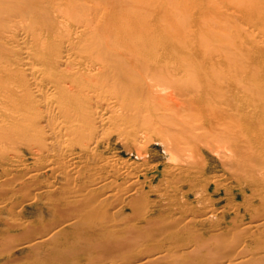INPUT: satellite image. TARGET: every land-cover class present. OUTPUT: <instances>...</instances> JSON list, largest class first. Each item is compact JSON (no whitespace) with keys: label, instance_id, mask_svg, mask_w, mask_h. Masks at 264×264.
<instances>
[{"label":"bare ground","instance_id":"bare-ground-1","mask_svg":"<svg viewBox=\"0 0 264 264\" xmlns=\"http://www.w3.org/2000/svg\"><path fill=\"white\" fill-rule=\"evenodd\" d=\"M182 11H250L248 15L253 19L256 16L253 11H264V0H0V148H9L7 151H14L12 154L19 159L14 160L15 156L11 158L12 154L4 150L0 155V166L6 171L0 177V224L6 223V217L1 216L4 212L26 207L57 187L50 180L48 185L37 187L40 173H65L64 184V179L72 183L79 178L90 180L95 176L93 173L98 176L94 177L97 182H87L91 184L85 185L88 189L83 187V182L78 186L84 190L74 183L68 190L71 196L57 202L53 199L52 206L69 214V222L54 228L28 229L26 222L15 219L11 226L17 231L6 241L0 239V257L5 258L17 244L36 251L62 236L67 226L92 221L95 213L103 209L101 201L116 196L117 192L113 193L115 196L108 192L112 186L107 191L105 187L115 184L113 177L120 173L130 176L132 184L140 183L133 194H142L139 190L143 181L134 173L161 172L156 167L150 168L146 161L103 158L101 145L110 142L114 134L131 151L138 150L140 138L147 142L160 141L169 158L178 161L169 167V173L165 174L168 178H164L165 183L170 180L174 185L171 188L175 196H172L181 201L188 192L182 193L184 188L176 186L175 179L200 184L198 175L182 165L188 162L185 152L197 138L208 144L220 142L225 149L235 151L241 172L264 171V89L249 91L250 82L243 80V84H237L243 90L241 94L232 92L223 71L225 67L215 61L201 60L200 50L187 38L191 26L184 24ZM184 119L192 121L190 127L183 126ZM200 131L205 132L197 133ZM27 151L35 160L33 168L24 160L23 153ZM142 156L143 152L138 153V157ZM13 166L15 169H11ZM23 169L25 172L20 173ZM103 173H114L112 184ZM35 185L37 193L32 189ZM119 186L118 193L119 188L123 190ZM85 190L92 197V193L103 192L104 199L93 201L96 198L91 200ZM164 193L166 196L167 190ZM135 200L129 199L137 208L135 218L149 217L144 211L148 200ZM22 202L27 205L23 206ZM186 206L180 216L173 215L178 216V221L171 219L178 228L169 221L171 226L162 223L167 228L161 232L174 244L184 237L194 238L195 244L197 241L196 246H183L186 249L182 253L180 248L170 253L159 251L163 245H157L159 250L155 253L139 250L142 243L153 241L156 230L147 225L137 227L116 222L101 224L103 240L92 246L109 251L102 264H116L119 250L125 255L140 253L143 261L139 262L144 264H264L252 259L253 254L264 258V204L263 210L256 208L253 212H258L251 213V221L240 223L241 235L254 238L256 252L243 247L240 238L227 244L212 242L211 237L202 239L203 235L200 237L195 228L193 231L189 227L193 226L196 214L213 213V207ZM106 213L102 215L109 219ZM162 224L156 229L160 225L161 230L165 229ZM20 234H24V241L17 237ZM227 247L235 252L232 259L222 261L215 256ZM239 247L243 248L236 252ZM202 251L211 253L207 256ZM243 251L247 255L243 256ZM57 252V247L48 249L44 264H50ZM188 255L201 257L186 261ZM132 257L131 262L135 261Z\"/></svg>","mask_w":264,"mask_h":264},{"label":"rangeland","instance_id":"rangeland-1","mask_svg":"<svg viewBox=\"0 0 264 264\" xmlns=\"http://www.w3.org/2000/svg\"><path fill=\"white\" fill-rule=\"evenodd\" d=\"M249 12L250 11H182L184 16V24H189V26H191V28L187 30L188 33L186 34V36H188L187 38L193 40L194 45H196L197 48L200 50L203 56L202 57L203 59L201 60H208V61L211 60V62L215 61L219 63L221 67H225L226 70L223 71L226 73L231 83L230 85L231 91L239 92L240 94H241L240 90L242 89L239 90L237 84L239 85L243 84L242 82L243 80L246 81L247 84L250 82L247 87L249 91H254V90L257 91L258 89L261 91L262 89H264V32H263L264 11H253L256 14V16L253 19L249 17L248 15ZM261 27L263 29H260ZM260 48L263 49L260 50ZM191 123H192L191 120L184 119L183 126L190 127ZM198 124L199 123H195V125ZM203 132L205 131H200L197 133H203ZM3 150L8 152L9 148ZM3 150L0 148V155H2ZM100 151L102 153L103 158H108V159L116 158L120 162L134 161L135 159L139 163H143V161H146L150 165V168L156 167L161 173H155V172H149L145 174L134 173L136 175L137 174L140 175L141 177L140 182L143 181L140 187L142 190L141 189L139 190V192L142 191L139 193V194L142 193L141 195H138L136 193L133 194V191H135L134 190L135 186L136 188H139L140 183H137L139 186L137 184H132L131 181L132 178L130 176L124 175V173H120L119 175H117V177H113L114 173H103L104 175H108L107 181L109 183L112 184L115 181L114 182L115 184L112 185L109 184V186H106L105 191L113 187V189L108 190V192L109 193L112 192V194L114 192H115L114 194H116L117 192L116 196L114 194L113 195L115 197L111 198L109 196V198L111 199L108 200L109 199L108 198L106 203L105 201L103 202L101 201L104 199L103 192L100 191L102 193V197L100 196L101 193L100 194L92 193L94 196L92 197L91 194L88 193V191L86 190L85 191L88 193V196L90 195L91 200L92 198L93 199L96 198L93 201L95 200L99 202L101 201L102 203L101 205L103 206L100 207L103 208L104 211L105 210L107 211L103 212V209L102 211L99 210L97 212L99 214L95 213L92 221L90 222H85V223L77 222V224L75 223L74 225L67 226L65 229V233L62 236H59L58 238L54 239L47 246H43V248H40L41 250L38 249L34 251L31 250V248L20 247L21 244H17L14 250L10 251L7 255L5 254L4 256L5 258H3V256H1L2 258L0 257L1 258L0 264H44V262L48 260L46 259V255L48 254L47 250L56 247L58 249L57 256L55 257V259L53 258L51 260L50 264H91L94 261L96 262L99 261L98 264H102L104 256L107 255L109 251L107 249H104L103 247L94 248L92 246L93 244L103 240L102 231L100 229L101 224L104 223L107 225H112L116 222L119 223V225L127 223L131 225L133 224L132 226H137V227H143L147 225V227L149 226L150 229L151 228L152 230L155 229L158 233H161L163 231H166V228L170 227L172 223H174L173 224L174 228H178V225L175 226L176 224L175 219L178 218V216L176 218L174 216L176 215L180 216V213H182V211L185 210V206L187 204H189V206L191 205V207L200 206L201 208L204 209L206 206H210V205H212L213 207V213H211V211L209 212L205 211V213L207 212V215L203 213L204 215L199 214L198 215L199 217L196 214L195 216L196 220L194 222L192 221L193 226L189 227L192 228L191 230L195 228V230L198 231L196 232V234L198 235L200 234V237L201 235H203L202 239L203 238L207 239V237L208 238L211 237L212 242L214 240L220 243L227 244L230 241L232 242V239L234 242L236 239L238 240L240 238L242 240L243 247L247 246V248H250V252L255 251L254 238L251 236L250 237L242 236L240 231H242L241 229L243 223L249 222V220L251 221L253 218L251 217V215L258 212V210L257 212H253L256 208L257 209L261 208L263 210L262 205L264 204V201L262 202L261 198L262 200H264L263 199L264 171L261 170V172H257V173L241 172L236 164V158L238 157V154L235 151L232 152L230 150L225 149L223 144H221L220 142L208 144L207 142H205V140L201 138H197L195 143L189 148V150L185 152L187 155L186 157H189L187 158L188 162L183 163L182 165H185L191 171H193V173H196L198 175L197 180L198 182H200V184L199 183L194 184L191 181H181L175 179L177 183L176 186H181L182 188H184V191L182 193L188 192L187 198L183 199L184 201L183 200L181 201L179 197L178 198L173 197L175 196L174 195L175 191L173 188H171V186L174 185L171 184L170 180H168V183L170 185L168 183H165L167 182L165 178H168V176L165 177V174L169 173V172L167 173L169 167L173 165H177L178 161H173L171 157L169 158L167 151L163 148V145L157 139L156 140L152 139L150 140V142H147L145 139L140 138L138 141V150L131 151L126 146V143L120 140L118 136L114 134L111 137L110 142H106L105 144L101 145ZM10 152L11 153L9 152L8 153L12 154V152L14 151L10 150ZM28 152L29 151L23 153L24 160L27 161L28 164L30 165L29 166L27 164L29 168L31 167L33 168L35 166L33 163L35 162V160ZM140 152H143L142 157H138V153ZM14 154L15 153L10 155V157L13 158L15 156L14 160H19L17 159L16 154L15 155ZM12 168L15 169L14 166L11 167V169ZM5 172H6L5 168L3 170V167L0 166V177H2L5 174ZM23 172H25L24 169L23 171L21 170L20 173ZM52 173L53 172L40 173V176L37 180L39 183L37 184L38 186L35 185L34 187H32V189L34 188L33 189L34 193H37L38 188H36V186L40 188L41 186L48 185L49 180L51 181L50 184L55 181L53 185L57 187H55L56 189L53 188L52 191L49 192L50 195L48 193L47 194L45 193L46 194V195L44 194L45 197L44 195L41 196V199L38 197L39 200L38 198H36V201H34L32 204L23 208L17 207L12 211L4 212L1 215L4 219L6 217V223L0 224L1 240L6 241L9 238V236H11V234H14L17 231L13 226H11L12 224H14V222H16L15 219L17 218H18L17 222L19 221L26 222V224L29 226L28 229L29 228L38 229V228H46V227L54 228L57 227L58 225H61L63 222H69L70 215L63 213L62 212L63 210L55 209V207L52 206V204L57 202L59 198H60L59 201H62L64 200L63 199L64 197L68 198L69 196H71L70 191H68L71 190L70 185L76 183L78 186V184L83 182L82 183L83 187L85 185L89 187V185L94 183L93 181L97 182L95 178L98 177L96 173L93 174L88 173L90 175L95 174L94 176L95 178L93 176L91 177H93L94 179L90 177V180H88L89 178L88 179L86 178L87 180L86 179L84 180L86 182L81 181L82 179L79 178L77 181H73L72 183L71 182L68 183L64 179L65 181L64 184L62 180L65 176V173H54L55 175L54 174L52 175ZM144 175L146 177H144ZM233 175H236L237 178H235V176L233 177ZM53 176H55V178ZM239 176L240 178L238 179ZM112 177L114 180L112 179ZM253 177L256 178L255 182L252 181ZM144 178L146 179L144 180ZM111 179L113 180V182H111ZM160 180L163 184L159 182ZM175 180L173 182H175ZM87 182L89 183L91 182V184H88ZM66 183H68L69 186L68 184L67 186H65ZM118 183H120V186L123 189L121 191V188H119L121 191V192L119 191V193L117 189L118 188L117 186H119ZM61 185L62 187H64V189L61 187ZM80 185L78 186L79 188ZM114 185H116V187ZM128 185L133 186V189H131V186L128 187ZM77 186L73 185L72 187L78 188ZM157 186L163 189L161 190L158 187L159 190H156L158 189ZM67 187L69 188L67 189ZM87 187L86 189H88ZM154 187H156V189ZM251 187L257 189L258 191L256 192L257 193L260 192V194L258 193V195H256L257 193H255L253 189H251ZM82 189L84 190V188ZM61 190H65L67 192L65 191L62 192ZM127 190H130V192ZM166 190L168 193H166V196H164L165 195L164 192ZM146 191L149 192L146 193ZM86 192H84V194H86ZM253 194H255V196H253ZM132 195H134V197ZM130 198L131 200L136 199L135 201L138 200L141 201L143 200V198L148 200L147 203L149 202L150 205L149 203L146 204L145 207L146 209H144V211L146 212V215L149 217L145 219H143V217L142 219H139L138 217L135 218L137 215L136 214L137 208L134 204H132V202H129ZM168 198H170V200ZM53 199L54 200L57 199V200H55L54 202ZM15 200L17 199L15 198ZM185 201L187 203H184ZM22 203L23 206L27 205V203L25 202ZM187 207L188 206H186V208ZM106 212L109 214V216H107L109 217V219H107L104 216L105 214L102 215V213H106ZM101 215L103 217H101ZM192 215H193L192 217H194V214ZM12 216L14 217L12 218ZM207 218L209 219L207 220ZM171 219H173L175 222H173ZM108 220H111L112 222L111 221L109 222ZM169 221H171L172 223ZM162 223L168 226L166 227ZM240 223L242 225H240ZM158 224H162V227L163 228L166 227V228L161 230V225H160V227L158 226L160 229H158L157 227V229L160 230L158 231L156 229V226ZM156 231H155L156 234L153 237V241L142 243L139 250L149 249L147 252L155 253L159 250L157 249V245L158 247L159 245H163L164 246L163 249L159 251L163 250L164 253H168V252L170 253L173 252L175 248L178 250L180 248L179 250L180 252L181 250L184 251L183 249H186L183 246L187 244L188 246L189 245L196 246L197 244V241L195 244V241L193 240L194 238L187 239L185 237L178 239L176 244H174L172 240L165 238L162 233L157 234ZM17 237L20 238L21 241H24L25 239L24 234L17 235ZM243 247H239L238 250H236V252H238L239 249H242ZM116 252H118V259L116 261V264H131V263L136 264V262L138 264L139 261L140 262L143 261L142 258H139L141 254L138 252L136 253V251L131 253H126V255L120 250ZM202 252L206 253L205 251ZM234 254L235 252L227 247L221 249L219 252L215 254V256L220 257V260L222 259V261H227L228 259L229 260L232 259L234 257ZM111 255L109 257L113 256ZM131 255H133V257ZM244 255H247L245 251H243V256ZM129 256L132 257L131 259L134 258L135 261L132 260L133 262H131ZM193 256L195 259L196 258L200 259L201 257V256L196 257L195 255ZM136 258L138 259L136 260ZM186 258L189 260V258L192 257H189L188 255L185 257V260ZM194 258H192L190 261H193ZM252 259H254L256 262L264 263V258H262L259 254H253ZM60 260L62 263L60 262ZM140 262L139 264H144ZM154 264H166V263L156 262Z\"/></svg>","mask_w":264,"mask_h":264}]
</instances>
